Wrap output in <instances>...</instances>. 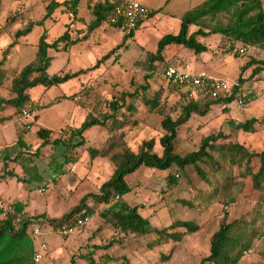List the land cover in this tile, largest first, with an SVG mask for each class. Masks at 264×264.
<instances>
[{"label": "rangeland", "instance_id": "obj_1", "mask_svg": "<svg viewBox=\"0 0 264 264\" xmlns=\"http://www.w3.org/2000/svg\"><path fill=\"white\" fill-rule=\"evenodd\" d=\"M48 1L2 0L0 7V61L3 60V65L6 64L11 54L12 62L15 59L17 64H25L34 57L35 44L43 28L49 27V19L45 21L44 27L34 26L32 28L25 36L26 44L19 43L13 48H8V45L14 40L15 31L23 27L24 23L42 17ZM97 1L99 0H82L81 13L85 17H89L90 6ZM157 1L160 2V0L152 2ZM202 1L169 0L167 10L174 11L180 16ZM55 13L58 17L57 20H65L67 12L57 9ZM143 22L147 23L148 29H156L155 22L151 23L149 19H144ZM210 24L214 25L215 23ZM108 29L110 26L105 25L103 32ZM196 29V27L190 26L189 32ZM61 31L62 25L50 27L47 41L54 40ZM207 31L205 28L204 32ZM161 32L154 33L150 42L144 46L140 45L137 48L132 46L122 56L121 52L125 47L120 44V48L115 49L108 59L103 60L96 68L86 73L84 82L80 85L74 82L76 79L72 78L60 84H64V86L50 87L48 89L50 96L57 95L62 90L67 95L66 100H60L55 103L54 107L43 111L40 120L51 124L54 119L57 121V114L60 117H69L72 108L76 107L79 114L72 122L76 124L80 119L85 118L86 114L98 109L104 110L105 103L112 96L117 97L120 92L132 90L133 87L143 84L144 81L150 85L149 96L153 94V91H158L165 114L175 117V104L179 100L181 92L169 85L168 80L164 77V68L160 64H157L155 73L149 77L147 76L148 71L142 65L147 53L154 51L152 45L160 34L173 33V30L171 27ZM99 36L95 34L90 45H96L102 40L101 43L108 45V52L117 45L115 41L110 39L105 42L106 40ZM135 39L138 42L137 36ZM196 39L207 47L205 57L209 56L207 68L212 70L211 73L214 76L227 79L231 84L237 83V78L242 75L246 79L240 84V88L243 93L251 92L252 100L243 107L233 101L224 109L222 106L212 107L204 116L192 115L190 120L178 129L176 152L183 155L196 150L203 137L218 132H221L224 137L219 138L216 143H240L255 151L264 150V73H260L254 78H247L250 70L240 74V66L244 62L250 58H264V49L250 48L243 55L241 53L234 55V50L227 51L228 43L220 34L199 35ZM47 53L50 57L48 73L58 72L64 66L68 51L50 48ZM165 57L173 65L185 66V64L194 62L195 54L192 50L177 45L168 47ZM18 68V66L15 67V69ZM7 69L8 73L14 70L12 67ZM146 76L148 78L145 80ZM8 83L9 81H6L0 88V95L5 98L12 96L8 90ZM42 89L41 86L29 89L30 98L36 99ZM136 102H138L136 104L138 110L134 115L136 123L130 125V128L124 129L126 131L125 140L131 150L136 152L143 140L153 139L154 150L160 154L161 147L158 144V138L164 133L160 127L163 117L145 109L139 104V100ZM53 112L55 116H53ZM6 113L11 115L15 126L9 123L5 128H0V140H4L8 146L1 152L7 153L8 156L13 153L16 155L15 157H0V172H3V177L13 173L8 168L9 162L12 164L10 166H13L14 172H17V175L6 182L0 180V184L7 183L8 203H20L22 209H25L28 214L46 212L53 216H59L62 214L61 212L66 213L77 205L84 195L97 194L101 183L111 176L113 171L111 163L106 158L99 156L91 159L87 151L89 147L98 149L103 144L107 136L104 129L97 128V130L86 131V141H83V144L75 149L68 150L70 154L67 153V156L71 155L69 158L73 161L67 162L64 160L66 145L62 142L57 145L48 144L50 148L53 147L54 157H48L49 148L45 149V146H41L43 151L39 149L35 153L32 149L34 142L32 141L34 138L32 129L26 137L27 142L30 143V150L26 151L16 143L10 146L9 142L16 138V128L27 124L25 120H29L32 114L26 117L19 116L10 106L3 112V114ZM1 115L2 113L0 117ZM251 117L258 122H256L253 132H245L234 127V122H244ZM76 119L78 120L76 121ZM71 127L64 126L55 133L67 141ZM76 140L78 138L71 141L76 142ZM42 153L44 157H38ZM163 175L164 172L145 167L127 175L126 180L130 191L124 196V199L130 204L141 205L140 213L150 217L153 225L167 226L176 218L192 220L199 226L197 232L185 234L175 244L169 242L160 248L149 250L146 247L148 240L140 235L116 234L111 227L103 222L100 216L104 205L87 196L86 205L91 208L88 213L90 215L89 222L81 231L66 239H61L55 233H46L44 238L47 251L40 264H88L83 258L88 253L98 264H198L201 258L208 254L209 237L218 227L222 217V199L225 200L227 195L208 200V187L190 169L182 173L179 177V186L172 190L167 189ZM235 184L238 187V192L235 202L227 206L229 219L238 221L237 227L241 233L247 234L250 230L255 233L248 248L250 252L243 253L237 264H264V185L260 189H253L249 177L237 178ZM43 187H45V192L40 189ZM52 196H56L58 201H53L50 198ZM109 241H112V245L108 249H102L101 247ZM170 249H172L170 258L161 260L160 257L165 256ZM71 258H73L72 262Z\"/></svg>", "mask_w": 264, "mask_h": 264}, {"label": "trees", "instance_id": "obj_2", "mask_svg": "<svg viewBox=\"0 0 264 264\" xmlns=\"http://www.w3.org/2000/svg\"><path fill=\"white\" fill-rule=\"evenodd\" d=\"M80 0H49L45 5V11L41 18L29 20L23 27L18 28L14 33V40L8 45V48L14 47L21 36L27 35L34 26L43 25L46 19L50 18L54 11H61L71 14L73 20H81L78 17V4ZM118 0H99L90 6V20L85 24L86 29L81 37L71 38L66 25L61 35L52 41H47V30L44 29L40 34L34 57L22 67L10 71L4 67L3 61H0V88L8 83L11 97L5 98L0 95V124L13 120L10 114H3L8 106L12 107L16 113L21 116V109L28 107V112L33 114L40 110L42 106H37L30 98L28 90L35 86H43L48 89L52 86L60 85L72 78L86 74L94 69L100 62L106 60L120 44L111 49L105 55L100 57L94 65L86 69H80L76 72L68 73L58 71L48 74L47 68L50 63L48 49H57L62 44V49H66L88 37L90 32L101 25H109L117 30L115 24L110 22V16L113 13L114 3ZM0 0V7H1ZM156 11H151L145 17H151ZM143 18L139 17L135 27ZM10 21V20H9ZM210 23H215L211 25ZM190 26L197 29L189 32ZM207 32H204V29ZM79 32V31H78ZM123 34L122 41L133 36V31L129 34ZM206 34H220L228 43L227 51L234 50L237 55L239 48L245 47L241 55L247 53L248 49H264V0H203L196 6L186 10L180 17L179 28L176 33L163 34L156 42L155 50L148 52L142 65L148 71L147 76L155 73L157 64L165 68L170 65L165 57V50L169 45H179L192 50L198 56L206 52L207 47L197 41L196 37ZM237 45V46H236ZM236 46V48H234ZM250 70L247 78H254L260 73H264V58H250L240 66V74ZM145 77L146 80L148 77ZM165 77V75H164ZM166 78V77H165ZM246 78L239 75L237 83L231 84L228 95L218 98H205L202 101H195L188 97L186 89L179 87L168 80L169 85L181 92L179 100L176 102V116L171 117L165 114L164 105L160 103L158 91H153L149 96L150 85L144 81L138 84L132 90L123 91L117 97L112 96L105 103L104 110L98 109L86 114L81 124L71 129L67 141L61 138L51 139L52 131L38 126L35 130L36 137L41 140L40 145L35 149L38 152L41 146L47 144L57 145L62 142L65 146L66 154L64 160L69 162V149L76 148L83 144V132L93 126H98L106 131V139L98 149L87 148L89 157L106 158L112 165L113 171L109 179L101 183L97 194L84 195L80 198L77 205L62 214L58 218H45L43 215H35L33 218H42L51 229L61 224L73 221L80 214H88L91 210L86 205V198L90 196L95 202L103 204V211L100 216L104 223L115 231L118 235L136 234L148 240L146 247L149 250L160 248L161 246L172 242H179L185 234L195 233L199 226L192 220L174 219L169 225L158 227L153 225L150 217L142 215L139 211L141 205L130 204L124 199L129 193L130 187L126 176L134 173L141 167L150 168L159 172H164L163 179L167 189L172 190L179 186V177L187 169L194 172L196 177L208 187V200L213 197H222V217L218 223L217 229L209 237L208 254L201 258L198 264H237L240 258L245 254L251 245L254 237V231L250 230L247 234L241 233L238 221L230 220L227 206L235 202L238 187L235 184L237 178L249 177L252 188L260 189L264 185V150L255 151L240 143H216L219 138L224 137L221 132L210 134L200 140L196 150L180 155L176 152V143L178 140V129L185 125L192 115H206L212 107L226 108L231 102H237L241 99L239 106L243 107L252 100L251 92L243 93L240 84ZM66 99V97H64ZM139 100L148 111H153L163 118L160 121V127L164 133L158 138V144L161 147V153L154 150V140H143L136 152L128 146L125 136V128H130L136 120L135 113L138 110L136 105ZM36 119L37 115H33ZM257 120L248 118L244 122H234L235 128L245 132H253ZM264 122V121H263ZM31 122L17 129L16 143L21 147L26 146L22 140L23 134L28 130ZM78 138L76 142L71 140ZM29 150V147H26ZM67 153H69L67 156ZM224 198V197H223ZM14 210L17 213L22 211V205L15 203ZM89 215V214H88ZM15 216L0 221V264H40L33 261V241L30 237V220L20 219V224L14 227L12 224ZM87 224V223H86ZM85 224V225H86ZM84 225V226H85ZM83 226V227H84ZM81 227L73 234L78 233ZM72 234V235H73ZM71 236V235H70ZM112 241L103 245L102 249H108ZM173 249V248H172ZM172 249L161 260L170 258ZM88 264H98L94 261L91 254L83 256ZM73 258H71L72 262ZM42 261V260H41Z\"/></svg>", "mask_w": 264, "mask_h": 264}, {"label": "crops", "instance_id": "obj_3", "mask_svg": "<svg viewBox=\"0 0 264 264\" xmlns=\"http://www.w3.org/2000/svg\"><path fill=\"white\" fill-rule=\"evenodd\" d=\"M81 1L82 0H80L79 1V4H78V17H79V19L81 18V20H73L71 14L68 13V12H67V14H65V17H64L65 20L64 21H62L61 19L60 20H57L58 17L56 16V13L54 11L53 15L50 18H48L49 21H50L49 22V25H48L49 27H44V25H45L44 23L45 22L43 23V25H36V26H43L44 27L43 30L46 29L47 30V34H48V32L50 30V27H53V26H56V25H62V31L59 34V35H61L63 33V31L65 30L66 25H68V30L70 32L71 38H75L76 36L81 37L83 35L84 31H85V24L91 18L90 13H89V17H85L81 13V11H80L81 8H82ZM138 1L140 3H142L143 5L149 7L153 11H156V13L153 14L151 17H147V18L145 17V18H143L141 20V22L138 24V26L135 27V29L133 31V36L131 38H128L127 40H125L123 42L122 41V38H123L122 32L116 30L113 27H110V29H108V30H106V31L103 32V28H104L105 25H101L98 28L94 29L92 32H90V34L88 35L87 38H85L83 40H80L77 43H75V44H73L71 46H68L65 49L66 51H68V55L66 56V60H65L64 66L62 67L63 69L61 68L60 70L63 71V72L72 73V72H76V71H78L80 69H86L87 67H90L93 63H95L96 60H98L100 57H102L103 55H105L108 52L109 47H108L107 44L101 43L102 40L99 41L100 43H98L96 45H90L91 44V41L94 38L93 36H95V34L96 35L97 34L100 35L99 37L101 39H105L106 40L105 42H108V40L111 39L112 41H115V43L117 45H119V44L124 45L125 49L123 50V52H121V56H122V54L125 51H128L129 49H131L132 46H136V48H137V46H140V45H143L144 46L146 43H149L150 40H151V37L153 36L154 33H158L159 31L164 32V30H168L171 27H172L173 33H176L178 31L179 23H180V17H181L182 14L179 16L174 11L170 12V11L167 10V3H168L169 0H160V2H158V1L157 2H152L153 0H138ZM58 10H60V9H58ZM158 12H160V13L158 14ZM144 19L151 20V23L155 22V24H157L156 29H154V28L148 29L147 28L148 27L147 23L146 22H143ZM136 28H137V30H136ZM164 34H166V33H164ZM162 35L163 34H160V36L154 41V43L152 45V48L154 50H155V46H156L157 40ZM25 36H21L19 38V41H18L17 44H19V43L26 44L24 42L26 40ZM136 36L138 37V42H136V39H135ZM35 46H36V44H35ZM170 46H176V45H169L168 47H170ZM61 49H62V47L59 46L56 50H61ZM166 50H165V52H166ZM205 53L206 52H203V53L199 54L198 56L195 55L194 62L191 63V64H187V66H189V68L194 73H205L207 75L214 76L211 73L212 70H210V69L207 68L208 65H209V56L205 57ZM12 58L13 57H12V54H11L10 57H8L6 64H4V67H6V68H9V67L15 68L16 66L22 67L23 65L26 64V63L25 64H17V62L15 61V59H13V62H12ZM49 65H50V63H49ZM170 65H173V64H170ZM174 66H184V65H174ZM85 76H86V74H83V75H80V76H78L76 78H73V79H76V81H74V82H76L77 84L80 85L81 83L84 82L83 80H84V77ZM214 77H218V76H214ZM219 78H222V77H219ZM223 79H225V78H223ZM60 86H64V84L63 85H60ZM41 87L43 89L39 91L38 96L36 97V99H31V100L37 106H42V108L40 110L35 111L30 116L31 118L29 120H25V122H27V123L31 122V126H29L27 128L28 130H26V132L22 136V140L26 144V146H24L22 148H24L25 150H26V147H29V150H30V143L27 142L26 137H27L28 132L31 129L33 131V136H34V138L32 140L34 142H33V144L32 143L31 144H32V149H34V151H35V149L41 143V140L38 139L36 137V134H35V130L37 129L38 126L51 130L52 131V134H51V137L52 138L51 139H53V138H60L59 134H56L55 133L58 129H60V128L64 127V126H72L71 128L72 129H75L84 120V118H82L78 122H76V124H73L72 123L74 121V119L77 117V115L79 114V112L77 111L76 107L72 108V111H71L69 117H63V116L60 117L57 114L56 115L57 121H55V119H54L53 123H51V124H47L46 122H43L42 120H40V117H41V114L43 113V111L54 107L55 103H57L60 100H66V99H64V97L67 96L66 93H64V91H62V90H61V92H58L57 95L50 96L49 93H48V89L49 88L48 89H45L43 86H41ZM66 91H68V90H66ZM68 94H69V92H68ZM60 96H62V98H59ZM6 114H8V113H6ZM52 114H53V116H55V113L54 112ZM33 115H37V118L34 119L33 118ZM77 120L78 119H76V121ZM9 123H12L14 125L13 120H10V121H6L4 124H0V128H5ZM97 128H99V127L98 126H93V127H91L90 129H88L86 131L97 130ZM86 131H84L83 134H82V136L84 137V139H83L84 141H86L85 140L86 135H87V132ZM30 133H31V131H30ZM63 138L64 137H62L61 139L64 140ZM16 140H17V128H16V138L9 142L10 143V146L15 145L14 143H16ZM5 147H8L7 146V143H5L4 140H0V157H15L16 153H13L12 155L8 156L7 153L1 152L3 150V148H5ZM46 148H49L48 149L49 152L47 154L48 157H54V155L52 154V153H54L52 151L53 150L52 149L53 147L50 148V146L47 144V145H45V149ZM39 149H41L43 151V148L40 147ZM26 151H28V150H26ZM38 157H44V154L42 153ZM10 165H12V164H10V162H9L8 168L13 173L10 176L7 175V176H4L3 177L4 174L1 171L0 172V180H3V181L6 182L7 180H9L14 175H17V172H14L13 166H10ZM5 182H2L0 184V198H2L4 201L7 202L8 199H9V195L7 194V186H6L7 183H5ZM40 189H43V192H45V187L40 188ZM50 198H52V200L55 201V202L58 201V199H57L56 196H52ZM11 204L13 206L15 205L14 203H11ZM61 213L64 214L63 212H61ZM62 214H60L59 216H53L51 214H47L46 212H44V213H38V214H28L25 209H22L21 212L17 213V216L16 217H17V220L20 222V219L21 218L29 219V218H31V217H33L35 215H43L45 218L49 219V218H58ZM46 233L49 234V233H53V232H50L48 230H44L43 231V235L41 237L44 241H45L44 235H46Z\"/></svg>", "mask_w": 264, "mask_h": 264}, {"label": "built area", "instance_id": "obj_4", "mask_svg": "<svg viewBox=\"0 0 264 264\" xmlns=\"http://www.w3.org/2000/svg\"><path fill=\"white\" fill-rule=\"evenodd\" d=\"M152 9L143 5L138 0H118L114 3L113 13L110 16V22L115 24L118 31L129 34L135 29V23L139 17L144 18ZM245 47L239 48V52L243 53ZM164 75L167 80L175 83L179 87L187 90L188 97L195 101H202L205 98H218L228 95L231 83L227 79L214 77L205 73H194L189 66H174L168 65L165 68ZM238 105L241 104V99L238 98ZM30 115L28 107L21 109V116ZM15 216L12 221L14 227H17L20 222L17 220V214L14 206L2 198H0V221ZM30 220V237L33 241V261L41 262L44 254L47 251V244L41 238L44 230L55 233L61 239H66L75 231L83 227L90 220V215L80 214L68 223L61 224L54 229H51L46 221L42 218H29ZM250 252V250H248Z\"/></svg>", "mask_w": 264, "mask_h": 264}]
</instances>
